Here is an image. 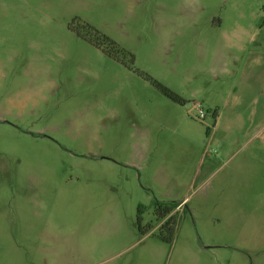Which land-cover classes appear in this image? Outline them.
<instances>
[{
  "label": "rangeland",
  "instance_id": "obj_1",
  "mask_svg": "<svg viewBox=\"0 0 264 264\" xmlns=\"http://www.w3.org/2000/svg\"><path fill=\"white\" fill-rule=\"evenodd\" d=\"M0 264H264V0H0Z\"/></svg>",
  "mask_w": 264,
  "mask_h": 264
},
{
  "label": "trees",
  "instance_id": "obj_2",
  "mask_svg": "<svg viewBox=\"0 0 264 264\" xmlns=\"http://www.w3.org/2000/svg\"><path fill=\"white\" fill-rule=\"evenodd\" d=\"M106 42H108V45L110 46L111 50L110 52L105 51L107 55L116 57V55L120 53H125L124 50H120L118 46L115 44V42L111 41L109 38H107L105 35L101 36ZM154 83L160 88V90L169 97L172 101L183 103L184 100L177 95L176 93L172 92L162 84L154 81ZM155 216L156 219L159 220V238L170 242L172 240L173 232L176 227L177 222V210L176 206L177 203L174 201H159L155 200ZM142 211V206L140 205L138 207V213ZM139 215V214H138ZM140 222V216H137V223Z\"/></svg>",
  "mask_w": 264,
  "mask_h": 264
},
{
  "label": "built area",
  "instance_id": "obj_3",
  "mask_svg": "<svg viewBox=\"0 0 264 264\" xmlns=\"http://www.w3.org/2000/svg\"><path fill=\"white\" fill-rule=\"evenodd\" d=\"M198 115L199 116H202L203 115V113H202V111L200 109H198Z\"/></svg>",
  "mask_w": 264,
  "mask_h": 264
},
{
  "label": "crops",
  "instance_id": "obj_4",
  "mask_svg": "<svg viewBox=\"0 0 264 264\" xmlns=\"http://www.w3.org/2000/svg\"><path fill=\"white\" fill-rule=\"evenodd\" d=\"M176 203H177L176 210H178V208H179V202H176Z\"/></svg>",
  "mask_w": 264,
  "mask_h": 264
}]
</instances>
